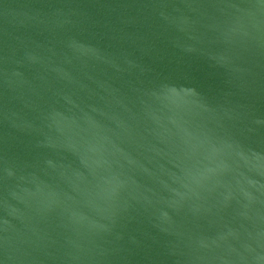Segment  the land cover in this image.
I'll use <instances>...</instances> for the list:
<instances>
[{
    "label": "water",
    "instance_id": "obj_1",
    "mask_svg": "<svg viewBox=\"0 0 264 264\" xmlns=\"http://www.w3.org/2000/svg\"><path fill=\"white\" fill-rule=\"evenodd\" d=\"M0 264H264V0H0Z\"/></svg>",
    "mask_w": 264,
    "mask_h": 264
}]
</instances>
